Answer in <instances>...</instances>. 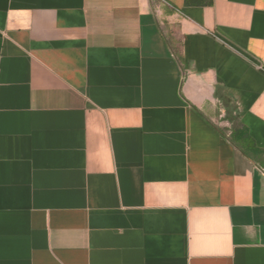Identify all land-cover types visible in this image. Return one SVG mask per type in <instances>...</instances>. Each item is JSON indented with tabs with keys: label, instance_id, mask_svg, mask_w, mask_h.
Returning <instances> with one entry per match:
<instances>
[{
	"label": "crops",
	"instance_id": "obj_1",
	"mask_svg": "<svg viewBox=\"0 0 264 264\" xmlns=\"http://www.w3.org/2000/svg\"><path fill=\"white\" fill-rule=\"evenodd\" d=\"M0 264H264V0H0Z\"/></svg>",
	"mask_w": 264,
	"mask_h": 264
},
{
	"label": "trees",
	"instance_id": "obj_2",
	"mask_svg": "<svg viewBox=\"0 0 264 264\" xmlns=\"http://www.w3.org/2000/svg\"><path fill=\"white\" fill-rule=\"evenodd\" d=\"M239 135H240L239 137H240L241 139H242V137L244 138V141H243V142H244V145L247 144V143H249V142H248V139L245 137L246 135H245V132H244V131H242V130L239 131Z\"/></svg>",
	"mask_w": 264,
	"mask_h": 264
},
{
	"label": "rangeland",
	"instance_id": "obj_3",
	"mask_svg": "<svg viewBox=\"0 0 264 264\" xmlns=\"http://www.w3.org/2000/svg\"><path fill=\"white\" fill-rule=\"evenodd\" d=\"M170 21H172L173 22V24L175 23V19L174 18H171V20Z\"/></svg>",
	"mask_w": 264,
	"mask_h": 264
}]
</instances>
